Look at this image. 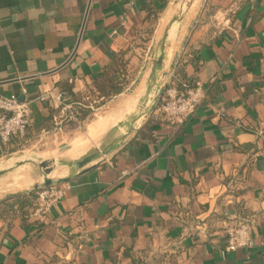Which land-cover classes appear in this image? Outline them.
I'll return each instance as SVG.
<instances>
[{
	"label": "crops",
	"instance_id": "crops-1",
	"mask_svg": "<svg viewBox=\"0 0 264 264\" xmlns=\"http://www.w3.org/2000/svg\"><path fill=\"white\" fill-rule=\"evenodd\" d=\"M236 9L228 18L192 7L173 33L162 87L206 88L195 113L174 126L142 109L166 6L0 0V94L31 103L29 141L56 130L58 111L38 97L95 92L92 77L109 52L124 54L128 83L99 107L101 118L80 122L89 124L88 146L78 160L103 151L101 165L66 184L46 218L16 206L0 219V264H264V0ZM108 117L113 124L91 139L90 127ZM246 217L256 222L253 246L230 252L226 228Z\"/></svg>",
	"mask_w": 264,
	"mask_h": 264
},
{
	"label": "built area",
	"instance_id": "built-area-1",
	"mask_svg": "<svg viewBox=\"0 0 264 264\" xmlns=\"http://www.w3.org/2000/svg\"><path fill=\"white\" fill-rule=\"evenodd\" d=\"M156 1V0H147ZM206 96V88L201 83L192 87L178 88L175 84L163 88L157 111L174 126L183 125L190 118ZM40 102H49L57 111L56 131L61 132L68 123L80 124L81 108H89L96 113L102 98L86 94L81 101H70L64 92L45 91L38 97ZM32 125L31 103L21 101L17 96L0 94V140L9 143L15 138L26 136ZM68 186H50L37 189V200L32 208V216L46 218L68 193ZM256 222L252 217L237 218L226 228V249L230 252L250 249L253 246V231Z\"/></svg>",
	"mask_w": 264,
	"mask_h": 264
},
{
	"label": "rangeland",
	"instance_id": "rangeland-1",
	"mask_svg": "<svg viewBox=\"0 0 264 264\" xmlns=\"http://www.w3.org/2000/svg\"><path fill=\"white\" fill-rule=\"evenodd\" d=\"M183 0H176L173 4L165 5L169 10L166 18L161 21L158 37L161 40L165 27L170 19L178 12V5ZM189 0H187L188 2ZM197 1V2H196ZM244 0H195L193 4V14L201 9L205 16L213 15L216 12H227L228 18L234 16L237 6ZM164 6V7H165ZM170 7L172 9H170ZM191 7V8H192ZM167 10V9H166ZM187 11L186 14H188ZM185 14V15H186ZM157 19L161 16H155ZM97 116L92 119H99L105 111H96ZM91 123V122H89ZM104 124V121L102 122ZM89 125V124H88ZM87 124L68 123L61 132L52 131L50 133H42L33 141L27 138V134L23 138L16 139L11 146L14 150L11 154L2 155L0 157V170L9 169L16 163L33 160V163L27 162L23 166L14 169L11 173L0 177V196H7L20 189H33L35 185H42L43 178L38 167L40 162H46L52 172L49 178L58 180L72 173L71 164L82 157V151L87 148L88 139ZM95 126L90 127L91 139H96L97 130ZM106 129L105 127L102 130ZM91 143V142H89Z\"/></svg>",
	"mask_w": 264,
	"mask_h": 264
},
{
	"label": "water",
	"instance_id": "water-1",
	"mask_svg": "<svg viewBox=\"0 0 264 264\" xmlns=\"http://www.w3.org/2000/svg\"><path fill=\"white\" fill-rule=\"evenodd\" d=\"M195 0H183L178 5V12L170 19L167 26L165 27L163 36L161 40L158 42L155 50V55L153 57L150 78L148 82V88L145 98V103L142 105V109H146L148 105L153 107V109H157L160 101V96L162 93V82H160L159 76L160 72L163 69L164 62L167 58V49L172 41V35L176 32L178 26L182 22L185 14L191 7L193 6ZM142 116L144 114L141 113ZM105 153L103 151H99L97 153H92L87 156H84L80 160H77L71 164L72 174L70 176L63 177L58 180L50 179L48 176L52 172L51 168L48 167L46 162H40L38 167L40 169V173L43 178L42 185H35V190L43 187L50 186H63L66 185L75 179L91 172L101 165L100 159L104 156ZM27 162L33 163V160H27L18 162L9 169L0 170V177L11 173L14 169L19 168L26 164Z\"/></svg>",
	"mask_w": 264,
	"mask_h": 264
},
{
	"label": "trees",
	"instance_id": "trees-1",
	"mask_svg": "<svg viewBox=\"0 0 264 264\" xmlns=\"http://www.w3.org/2000/svg\"><path fill=\"white\" fill-rule=\"evenodd\" d=\"M156 1L164 6L169 3V0H156ZM155 16H157V12L155 13ZM108 56L110 59V63L108 64V66H106L101 73L92 77V85L96 91L91 92V94L92 96H97L103 99V101L97 107L106 104V102H108L111 98L122 94L128 85L127 79L124 77V75H126V62L123 58L124 54H116L109 52ZM179 76L182 79L187 78V74L181 72ZM180 85L181 84L177 85L178 88H182V85L181 86ZM188 86L192 87L194 85L189 83ZM65 89L66 92L64 91L63 92L65 94L67 93L66 96L69 98L70 101L77 102V101H81V99L83 98V96L77 98L74 95H72L70 88H65ZM92 114L93 111L91 109L81 108L80 116H79L80 122L85 121L87 118L93 117ZM16 139L18 138L13 139L6 144L2 143L0 140V157L2 155L11 154L14 152L11 146L16 142ZM36 192L37 190H32L26 194L18 193L16 195L13 196L11 195L8 196L6 199L1 200L0 219H7L12 214H14V212L16 211V206H18V208H20L21 210L24 209L26 210V212L23 211L26 217L28 216L33 217L32 211L30 210H32V208L36 203L37 200Z\"/></svg>",
	"mask_w": 264,
	"mask_h": 264
},
{
	"label": "bare ground",
	"instance_id": "bare-ground-1",
	"mask_svg": "<svg viewBox=\"0 0 264 264\" xmlns=\"http://www.w3.org/2000/svg\"><path fill=\"white\" fill-rule=\"evenodd\" d=\"M126 101H127V100H126ZM129 104H130V103H127L122 109L127 110ZM125 110H124V111H125ZM119 111H120V110H119ZM117 114H118V112H117ZM121 114H123V112H122ZM121 114H120V115H121ZM118 115H119V114H118ZM118 115H117V116H118ZM113 122H114V120H112V118L108 117V118H106V119L104 120V124H103V123H102V124H97V126L94 127V129L97 130V131H96V132H97L96 137L99 138V135L105 130V129L102 130L103 127L108 128L110 125L113 124ZM102 134H103V133H102Z\"/></svg>",
	"mask_w": 264,
	"mask_h": 264
}]
</instances>
